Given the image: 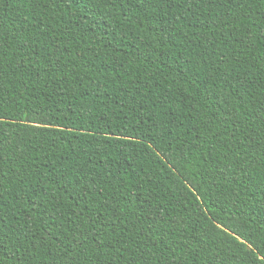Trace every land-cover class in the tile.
<instances>
[{
  "label": "trees",
  "instance_id": "trees-1",
  "mask_svg": "<svg viewBox=\"0 0 264 264\" xmlns=\"http://www.w3.org/2000/svg\"><path fill=\"white\" fill-rule=\"evenodd\" d=\"M0 237V264H264V0H0Z\"/></svg>",
  "mask_w": 264,
  "mask_h": 264
},
{
  "label": "snow or ice",
  "instance_id": "snow-or-ice-1",
  "mask_svg": "<svg viewBox=\"0 0 264 264\" xmlns=\"http://www.w3.org/2000/svg\"><path fill=\"white\" fill-rule=\"evenodd\" d=\"M81 3L86 5V4L88 3V0H81ZM115 6H116V4L113 3V4H112V7H115ZM3 242H4L3 238L0 237V245H2Z\"/></svg>",
  "mask_w": 264,
  "mask_h": 264
}]
</instances>
